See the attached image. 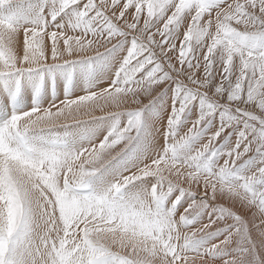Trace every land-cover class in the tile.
<instances>
[{
  "label": "snow or ice",
  "instance_id": "1",
  "mask_svg": "<svg viewBox=\"0 0 264 264\" xmlns=\"http://www.w3.org/2000/svg\"><path fill=\"white\" fill-rule=\"evenodd\" d=\"M0 264H264V0H0Z\"/></svg>",
  "mask_w": 264,
  "mask_h": 264
},
{
  "label": "bare ground",
  "instance_id": "2",
  "mask_svg": "<svg viewBox=\"0 0 264 264\" xmlns=\"http://www.w3.org/2000/svg\"><path fill=\"white\" fill-rule=\"evenodd\" d=\"M106 63L105 59H100L96 62V67L92 66V71L93 73L97 72L99 68H102L104 66V64ZM158 118V111L156 110H150V109H146L145 112L142 115V120L145 126L148 125V121L151 120H155ZM149 131H151V129H148ZM144 134V129L142 128V135Z\"/></svg>",
  "mask_w": 264,
  "mask_h": 264
},
{
  "label": "rangeland",
  "instance_id": "3",
  "mask_svg": "<svg viewBox=\"0 0 264 264\" xmlns=\"http://www.w3.org/2000/svg\"><path fill=\"white\" fill-rule=\"evenodd\" d=\"M93 67H96V64H94Z\"/></svg>",
  "mask_w": 264,
  "mask_h": 264
}]
</instances>
